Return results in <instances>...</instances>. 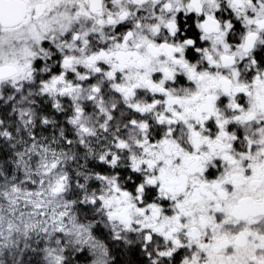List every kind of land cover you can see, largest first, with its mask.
<instances>
[{
  "label": "snow or ice",
  "instance_id": "snow-or-ice-1",
  "mask_svg": "<svg viewBox=\"0 0 264 264\" xmlns=\"http://www.w3.org/2000/svg\"><path fill=\"white\" fill-rule=\"evenodd\" d=\"M0 264H264V0H0Z\"/></svg>",
  "mask_w": 264,
  "mask_h": 264
}]
</instances>
